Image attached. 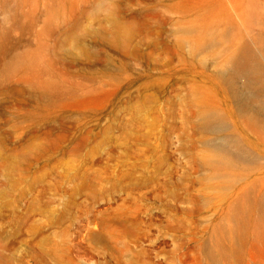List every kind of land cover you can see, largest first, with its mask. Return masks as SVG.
Masks as SVG:
<instances>
[{
    "label": "rangeland",
    "instance_id": "obj_1",
    "mask_svg": "<svg viewBox=\"0 0 264 264\" xmlns=\"http://www.w3.org/2000/svg\"><path fill=\"white\" fill-rule=\"evenodd\" d=\"M245 46L264 0H0V264H264Z\"/></svg>",
    "mask_w": 264,
    "mask_h": 264
},
{
    "label": "bare ground",
    "instance_id": "obj_2",
    "mask_svg": "<svg viewBox=\"0 0 264 264\" xmlns=\"http://www.w3.org/2000/svg\"><path fill=\"white\" fill-rule=\"evenodd\" d=\"M230 73L227 76L230 80L238 75L248 77L246 96L241 94V101L248 106L252 117L256 120H264V67L252 49L248 46L242 48L230 62ZM219 120L217 115H208L205 118L207 127L217 128L215 121ZM233 142H226L221 147L226 148ZM264 213V212H263Z\"/></svg>",
    "mask_w": 264,
    "mask_h": 264
}]
</instances>
